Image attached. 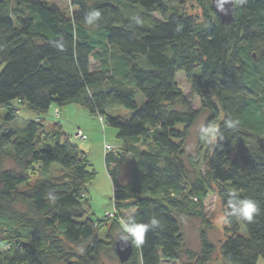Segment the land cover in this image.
I'll use <instances>...</instances> for the list:
<instances>
[{
  "label": "trees",
  "instance_id": "16d2710c",
  "mask_svg": "<svg viewBox=\"0 0 264 264\" xmlns=\"http://www.w3.org/2000/svg\"><path fill=\"white\" fill-rule=\"evenodd\" d=\"M70 1L76 9L69 17L42 0H0V109H8L11 121L16 111L7 104L18 101L38 116L20 130L0 127V159L9 156L15 165H0V232L9 230L5 240L0 236V264H98L114 246L119 218L131 210L138 222L155 216L160 225L149 228L140 247L132 245L126 264L178 260L183 241L175 213L188 216L186 203L201 202L211 184L225 212L234 197L261 209L251 223L229 217L222 258L264 262V0H234L229 25L220 23L210 0H198L200 21L170 6L191 0ZM91 9L101 12L98 26L84 23ZM91 58L99 62L94 70ZM179 71L193 83L205 124L219 125L224 135L189 189L182 159L198 112L175 107L184 101ZM68 104L115 128L122 141L119 151L104 155L114 203L105 238L85 197L94 177L85 154L59 123L47 128L39 118ZM229 118L238 121L234 129L224 128ZM200 244L197 264H208L212 247L204 233Z\"/></svg>",
  "mask_w": 264,
  "mask_h": 264
},
{
  "label": "rangeland",
  "instance_id": "374dc122",
  "mask_svg": "<svg viewBox=\"0 0 264 264\" xmlns=\"http://www.w3.org/2000/svg\"><path fill=\"white\" fill-rule=\"evenodd\" d=\"M48 4H52L59 8L66 16H71L76 8L72 7L70 0H42ZM177 7L186 15L192 16L198 21L202 19V13L199 8L198 0H191L180 6L178 4H170ZM153 17L159 21L164 18L154 12ZM0 66V71L2 69ZM99 67V62L94 58L90 59V69L94 70ZM175 81L177 87L182 92L184 101L175 104L177 109H193L198 112V118L195 123L188 129L187 137L184 143L185 155L182 159L183 169L186 176L188 189L192 184L197 182L199 175H204L206 171L205 156L212 149V144H207L199 137V129L205 124L207 112L201 109L200 99L193 88V83L186 77L183 71L176 74ZM137 102L139 105L143 99L138 96ZM16 111V116L11 121H5L7 108L0 109V127L20 130L28 121L36 122L38 116L33 111L29 110L26 105L18 101H12L7 104ZM54 108L51 107L47 115L39 118L44 119L47 128L53 123H59L62 133L71 144L83 152L86 156L88 171L94 173L93 179L86 185L85 197L90 203V217L98 221L102 226L98 229L99 236L105 238L111 221L114 216L113 189L112 182L108 171L104 164V155L108 147L109 151H119L122 146V141L118 138L117 130L106 125L104 121H100L98 117L91 116L87 110L68 104L61 108L59 116L55 117ZM122 113L123 111H119ZM177 129L182 130V126H177ZM80 130L86 136L85 139H76L75 134ZM1 170L14 169L15 165L11 157L3 156L0 159ZM122 181L127 179V169L121 172ZM33 180V179H32ZM207 194L201 202L197 201L187 204L188 216L182 213H175V216L180 225L182 236V247L180 257L175 261H167L160 257V264H197L198 258L201 256L202 248L200 244V235L205 234L208 243L211 245L212 253L208 264H229L226 262L220 252V246L231 233L227 224L222 220L225 214L221 200L218 196L217 187L214 184L206 185ZM1 228L0 236L6 239L8 229ZM244 235L243 229L240 227L238 232ZM117 234H112L113 245L117 241ZM5 243H0V250H3ZM114 246L106 249L100 256L98 264H121L115 253ZM76 254H81V250L74 247ZM55 264H66L59 261ZM126 264V263H124ZM257 264H264L262 259L258 260Z\"/></svg>",
  "mask_w": 264,
  "mask_h": 264
},
{
  "label": "clouds",
  "instance_id": "9594fccd",
  "mask_svg": "<svg viewBox=\"0 0 264 264\" xmlns=\"http://www.w3.org/2000/svg\"><path fill=\"white\" fill-rule=\"evenodd\" d=\"M227 0H215L218 11L226 12L225 4ZM84 23L87 26H98L101 20V12L99 9H91L84 17ZM55 46L63 50L62 43H56ZM238 121L233 119H226L224 121V128L234 129ZM199 137L207 144L217 145L218 142L224 140V135L219 125L204 124L199 129ZM48 199L55 202L56 196L49 191ZM259 205L252 199L244 198H230L227 200V211L222 220L225 224L230 223L229 217L236 218L241 222L251 223L254 218L260 214ZM160 225V220L153 216L148 223L138 222L136 219L135 210L128 211L126 215L119 218V227L117 231V239L119 241L130 243L136 247H140L144 243L146 232L149 228H155Z\"/></svg>",
  "mask_w": 264,
  "mask_h": 264
},
{
  "label": "water",
  "instance_id": "95a60500",
  "mask_svg": "<svg viewBox=\"0 0 264 264\" xmlns=\"http://www.w3.org/2000/svg\"><path fill=\"white\" fill-rule=\"evenodd\" d=\"M211 1V8L223 25H229L233 20V4L234 0H227L225 4L226 12H221L217 10L215 0ZM245 0H241L243 3ZM114 253L121 264L127 263L133 254V246L130 243L117 240L114 243Z\"/></svg>",
  "mask_w": 264,
  "mask_h": 264
},
{
  "label": "built area",
  "instance_id": "2783aa9c",
  "mask_svg": "<svg viewBox=\"0 0 264 264\" xmlns=\"http://www.w3.org/2000/svg\"><path fill=\"white\" fill-rule=\"evenodd\" d=\"M53 114H54L55 117H57L58 114H59V111H58L56 108H54V112H53ZM75 138H76V139H85L86 136L83 134L82 131L78 130V131L76 132V134H75ZM106 150H109V148L107 147Z\"/></svg>",
  "mask_w": 264,
  "mask_h": 264
},
{
  "label": "crops",
  "instance_id": "0c3cea01",
  "mask_svg": "<svg viewBox=\"0 0 264 264\" xmlns=\"http://www.w3.org/2000/svg\"><path fill=\"white\" fill-rule=\"evenodd\" d=\"M54 124V123H53ZM106 153V152H105Z\"/></svg>",
  "mask_w": 264,
  "mask_h": 264
}]
</instances>
